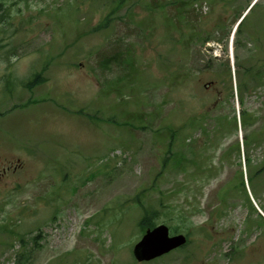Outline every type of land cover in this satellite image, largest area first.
I'll use <instances>...</instances> for the list:
<instances>
[{
    "label": "rangeland",
    "instance_id": "1",
    "mask_svg": "<svg viewBox=\"0 0 264 264\" xmlns=\"http://www.w3.org/2000/svg\"><path fill=\"white\" fill-rule=\"evenodd\" d=\"M118 1L4 0L0 264H264V0ZM138 196L188 244L136 262Z\"/></svg>",
    "mask_w": 264,
    "mask_h": 264
},
{
    "label": "trees",
    "instance_id": "2",
    "mask_svg": "<svg viewBox=\"0 0 264 264\" xmlns=\"http://www.w3.org/2000/svg\"><path fill=\"white\" fill-rule=\"evenodd\" d=\"M124 0H119V5H121L123 3ZM190 1H195V0H186V2H190ZM184 8H186V5H181V11L184 10ZM6 13V7H5V3L4 0H0V15H5ZM110 17H105V21H107ZM185 22V20H184ZM183 22V23H184ZM1 23V21H0ZM107 24V22H101V24L97 27V28H102L105 27ZM243 24H246L245 20H242L241 24L238 27V35L241 33V31L243 30ZM203 22L200 20L199 23L197 24V28L198 29H194L193 32L190 33V39H198L200 41H205L208 37L204 38V35L208 33V31L206 30V32L204 33V35L202 37L201 33L202 30H199L202 28ZM179 31L183 34V36L185 35V30L183 29L182 25H180V29ZM257 36V35H256ZM204 38V40H203ZM258 38V37H257ZM241 44L239 40L236 41V45ZM129 63L131 66H133L132 63V59L128 58ZM136 70V69H135ZM39 78V75H37L35 77V79L30 80L29 84H28V88L31 89L30 86H33L35 83H37V80ZM118 86L117 84H114V87ZM241 86V84H240ZM122 90V89H121ZM248 119H251V115H248L245 111L241 112V117L240 120L242 121V124L247 125L248 123ZM235 121H237V117L235 116L234 118ZM170 129H168V134L171 137V139L168 142V147L166 149L167 155L164 158V164H163V169H166L169 167V165L171 166H175L177 168V170H181V171H186L187 167L185 165V159L186 156H184L182 153L174 151L177 150L175 149L174 146V138L176 137V130H174L173 127H168ZM244 143L246 145L247 148H249L250 146V140H249V136L247 135L244 139ZM235 151H237L238 153H240V146L239 143L238 145L231 149V152L234 153ZM227 152L226 151L224 153V157H227ZM196 162V161H195ZM264 168V167H263ZM251 180V178H250ZM243 182V180H242ZM244 185V183H243ZM136 204L138 205V207L141 209L142 211V215L140 216V218L137 220V226L140 230V232H145L147 229H151L154 228L155 226L158 225V221L161 218V211L159 210L158 207H155L153 204L151 203H146L144 202L139 196L137 198H135ZM172 228V227H171ZM173 230L175 232H178V228H173Z\"/></svg>",
    "mask_w": 264,
    "mask_h": 264
},
{
    "label": "water",
    "instance_id": "3",
    "mask_svg": "<svg viewBox=\"0 0 264 264\" xmlns=\"http://www.w3.org/2000/svg\"><path fill=\"white\" fill-rule=\"evenodd\" d=\"M184 235H169V228L161 224L148 229L142 239L134 247V256L138 261H150L170 252L186 243Z\"/></svg>",
    "mask_w": 264,
    "mask_h": 264
}]
</instances>
